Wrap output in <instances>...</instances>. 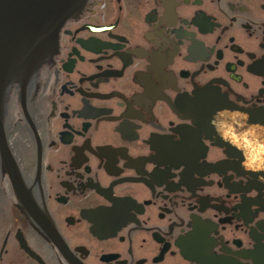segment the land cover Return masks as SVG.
Wrapping results in <instances>:
<instances>
[{
    "label": "flooded vegetation",
    "instance_id": "1",
    "mask_svg": "<svg viewBox=\"0 0 264 264\" xmlns=\"http://www.w3.org/2000/svg\"><path fill=\"white\" fill-rule=\"evenodd\" d=\"M0 116V264H264V0H86Z\"/></svg>",
    "mask_w": 264,
    "mask_h": 264
},
{
    "label": "water",
    "instance_id": "2",
    "mask_svg": "<svg viewBox=\"0 0 264 264\" xmlns=\"http://www.w3.org/2000/svg\"><path fill=\"white\" fill-rule=\"evenodd\" d=\"M85 1L0 0V115L5 87L17 78L22 84L26 81L40 59L55 47L64 22L76 17ZM225 112L241 113L229 107ZM0 155L4 164L13 167L1 123Z\"/></svg>",
    "mask_w": 264,
    "mask_h": 264
}]
</instances>
